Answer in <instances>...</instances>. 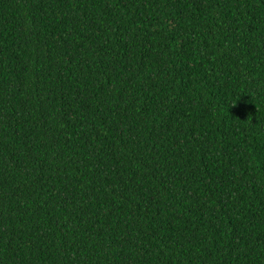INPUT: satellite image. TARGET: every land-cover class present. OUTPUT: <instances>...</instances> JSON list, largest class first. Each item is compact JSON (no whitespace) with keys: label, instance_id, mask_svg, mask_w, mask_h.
I'll list each match as a JSON object with an SVG mask.
<instances>
[{"label":"trees","instance_id":"16d2710c","mask_svg":"<svg viewBox=\"0 0 264 264\" xmlns=\"http://www.w3.org/2000/svg\"><path fill=\"white\" fill-rule=\"evenodd\" d=\"M0 264H264V0H0Z\"/></svg>","mask_w":264,"mask_h":264}]
</instances>
